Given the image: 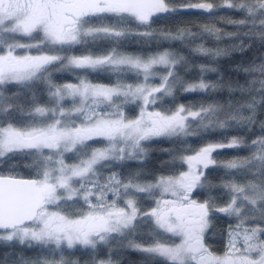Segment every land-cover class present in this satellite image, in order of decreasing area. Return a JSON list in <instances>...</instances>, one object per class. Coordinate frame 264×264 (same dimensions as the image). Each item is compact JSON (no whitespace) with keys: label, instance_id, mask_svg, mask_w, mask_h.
Listing matches in <instances>:
<instances>
[{"label":"snow or ice","instance_id":"obj_1","mask_svg":"<svg viewBox=\"0 0 264 264\" xmlns=\"http://www.w3.org/2000/svg\"><path fill=\"white\" fill-rule=\"evenodd\" d=\"M225 6L245 12V18L234 23L250 28L246 36L255 29L254 35L264 42V0H241L238 4L225 0ZM186 7L211 11L214 5ZM176 11L170 0H0V164L22 154L33 158L25 167L34 169L29 178L14 174L15 166L8 174L0 173V241L40 246L42 255L24 264H79L68 258L73 253L66 252L78 247L92 252V264H113L111 254L107 259L98 255L100 246L134 236L142 222L154 226L150 242L129 239L128 246L159 258L160 264H264V135L252 140L251 156L224 165L247 170L245 176L250 173L252 178L246 183L224 181L222 187L230 199L223 206L216 205L211 196L203 202L191 197L194 190L212 192L216 187L205 170L216 164L213 154L218 149L247 143L236 137L180 156V164L187 170L161 175L155 182L141 183L139 173L127 181L117 173L103 176V170L113 162L145 153L142 142L193 135V122L205 130L214 124L229 127L230 121L242 127L254 125L258 108L264 107L261 64L246 69L260 73L248 89L257 95L229 113L228 120L218 119L222 108L214 105L198 110L184 105L175 110L159 109L162 97L171 96L175 85L182 83L176 65L183 57L177 59L166 50L145 58L122 51L120 42L131 34L129 25L150 26L153 17ZM105 19L115 23L94 24ZM185 35L192 34L181 30L171 38ZM23 38L29 42H22ZM97 40H107L112 47L100 54L64 55ZM195 51L210 50L201 46ZM57 64L62 65L57 71L81 70L85 74L77 72V82L57 84L49 71ZM99 72H109L116 82L89 79L88 73ZM129 74L135 76L136 83L124 82ZM37 82L45 85L44 103L35 93L27 98L25 90ZM13 85L19 87L8 95ZM209 87L216 85L202 79L185 91ZM21 92L26 97L23 101ZM130 104L139 107L135 118L126 114ZM243 109L250 115L244 116ZM141 194L154 198L155 206L144 211ZM213 211L238 221L235 230L229 229L223 255L214 254L204 242Z\"/></svg>","mask_w":264,"mask_h":264},{"label":"trees","instance_id":"obj_2","mask_svg":"<svg viewBox=\"0 0 264 264\" xmlns=\"http://www.w3.org/2000/svg\"><path fill=\"white\" fill-rule=\"evenodd\" d=\"M232 3H240L241 0H229ZM212 3L214 8L211 11L202 9L187 8L189 4ZM170 6L176 7L178 11L168 14H161L153 17L149 25L137 26L135 23L129 25L130 35L124 37L120 42L122 51L137 55H146L160 50H169L174 56L183 60L176 65V72L182 83L175 85L171 96H163L159 102V109L175 110L178 106L184 105L187 108L198 110L201 106H220L222 111L218 115L220 121L228 120L229 113L238 108H242L246 102L250 101L255 92H249L250 81L260 76L259 72H249L246 69L254 68L264 64V42L254 35H245L250 31L249 27L241 26L236 21L245 18L246 13L235 8L225 6V0H170ZM115 23V20H95L94 24ZM210 28L213 31H205ZM181 30L192 35H185L183 38L172 39ZM150 32L151 36H141L137 33ZM22 42H29L26 38ZM209 49L207 53L195 51L199 47ZM112 47V43L107 40L89 41L86 45H78L71 52L64 55L100 54ZM219 52V55L216 53ZM22 54V53H21ZM33 54H36L33 51ZM67 63V61H65ZM202 66L204 70L202 71ZM62 65L57 64L50 68L52 79L57 84L77 82V72L80 75L85 73L81 70L57 71ZM210 69H215L214 71ZM163 71V69H159ZM89 79L94 83L113 84L116 77L109 72L88 73ZM216 85L205 90L185 91L189 84L199 83L201 80ZM125 83H136L132 74L124 78ZM155 84L159 81L156 78ZM19 86H10L7 93L16 92ZM258 88L259 85L257 84ZM241 88L245 91H241ZM27 91V98L30 99L35 93V97L41 103L47 100V92L42 82H37ZM21 101L25 100L24 93H20ZM258 98V96H257ZM70 106V104L68 105ZM149 110H153L149 106ZM126 114L133 118L139 112L137 105L126 106ZM243 115H250L247 109H243ZM207 123V121H205ZM261 122H264V107H259L254 125L242 127L235 121H230L229 127L221 128L219 124L205 130L199 122L192 123L193 135L186 137H156L152 140L142 142L145 153L135 159H125L113 162L111 166L103 170L106 178L112 173H117L120 178L127 181L130 175L139 173L141 183L151 182L156 177L177 174L182 171L179 157L184 154H192L200 147L208 143H227L233 137L243 139L247 143L240 147L218 149L214 154L215 165H210L205 170L209 179L216 185L212 192L207 189L194 190L192 199L203 202L209 196L216 202V205L223 206L230 199L227 189L222 187V183L227 180H237L246 183L251 179L247 170L227 169L224 167L228 162L240 161L252 155L249 145L258 136L264 135L261 132ZM101 146V145H95ZM33 158H25L22 154L15 156L6 163L0 164V173L8 174V169L15 166L14 174L23 177H31L34 169L26 168V164H31ZM72 160H69L70 162ZM141 206L147 211L153 206V200L147 194H141ZM238 221L236 217H228L222 213L213 211L209 218V227L205 231V245L216 255L222 253L227 244L229 229L235 230ZM154 226L151 222H142L134 236L127 239H118L108 245H101L98 255L108 257L111 254L113 264H160L159 258H153L149 254L138 251L128 246L129 239H135L138 243L150 242V233ZM73 255L70 260H77L79 264H92L93 254L90 250L76 248L66 250ZM42 255L41 247L27 244H20L17 241H0V264H24L31 262Z\"/></svg>","mask_w":264,"mask_h":264},{"label":"rangeland","instance_id":"obj_3","mask_svg":"<svg viewBox=\"0 0 264 264\" xmlns=\"http://www.w3.org/2000/svg\"><path fill=\"white\" fill-rule=\"evenodd\" d=\"M195 4H197V3H195ZM166 50H167V49H166ZM166 50H160V51H157V52H155V53L146 54V55H142V56H144L145 58H147V57L150 56V55H154V54H157V53H161V52H164V51H166ZM167 51H169V50H167ZM169 52H171V51H169ZM171 53H172V52H171ZM157 79H158V81H159V83H160L159 77H157ZM138 114H139V112L137 113V115H138ZM137 115H136V116H137ZM136 116H135V117H136ZM135 117H133V118H135ZM89 151H90V149H89ZM141 156H142V154H138L136 158H139V157H141ZM72 162H73V161H70L69 163H72ZM183 170H184V171L187 170V166H186V165H184ZM177 174H178V173H177ZM158 177H160V176H158ZM158 177H156V179H157ZM156 179H155V180H156ZM155 180H153V181H151V182H155ZM159 195H160V193H159V191H157V192H156V196L159 197ZM169 198H170V197H169ZM152 200H153V206H155L154 198H152ZM153 206H152V207H153ZM229 239H230V237H229V235H228L226 248H227V246H228ZM17 242L19 243V241H17ZM226 248H225V250H226ZM225 250H224L222 253L218 254V255H223V253L225 252ZM102 258L107 259L108 257H102Z\"/></svg>","mask_w":264,"mask_h":264},{"label":"water","instance_id":"obj_4","mask_svg":"<svg viewBox=\"0 0 264 264\" xmlns=\"http://www.w3.org/2000/svg\"><path fill=\"white\" fill-rule=\"evenodd\" d=\"M25 178H29V177H25Z\"/></svg>","mask_w":264,"mask_h":264}]
</instances>
